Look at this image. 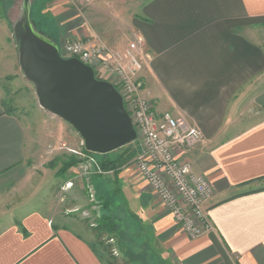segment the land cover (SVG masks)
<instances>
[{
  "label": "crops",
  "instance_id": "crops-1",
  "mask_svg": "<svg viewBox=\"0 0 264 264\" xmlns=\"http://www.w3.org/2000/svg\"><path fill=\"white\" fill-rule=\"evenodd\" d=\"M6 2L0 0V35L8 41L0 45V264H108L91 230L58 226L59 207H89L84 180L55 192L59 182L50 173L44 183L32 172L44 136L47 155L75 138L39 105L43 125L26 114L13 77L26 87L28 80L13 60L3 62L15 56ZM31 15L60 49L90 38L123 54L142 40L149 59L140 75L144 96L203 133L185 156L214 188L207 209L214 229L198 239L180 233L134 169L111 176L129 204L119 220L109 215L130 264H264V113L252 122L247 112L251 100L264 111V0H31ZM47 16L57 33L43 27Z\"/></svg>",
  "mask_w": 264,
  "mask_h": 264
},
{
  "label": "built area",
  "instance_id": "built-area-1",
  "mask_svg": "<svg viewBox=\"0 0 264 264\" xmlns=\"http://www.w3.org/2000/svg\"><path fill=\"white\" fill-rule=\"evenodd\" d=\"M108 53L104 46H90L79 40L65 41L61 48L64 58L79 59L121 94L137 131L135 143L140 147L128 167L136 170L149 185L157 201L172 215L180 233L191 240L206 235L214 229L207 210L214 198V188L209 179L195 173L191 162L185 159L188 152L202 143L203 133L182 124L170 112H159L153 100L142 94L139 75L149 61L142 40H135L123 54ZM84 152L78 154L75 175L84 180L89 200V226L93 229L102 217L103 204L92 176L106 172L93 160L94 153ZM73 186L74 182L69 181L63 191ZM106 243L113 245L115 241L111 238ZM113 255H119L116 249Z\"/></svg>",
  "mask_w": 264,
  "mask_h": 264
},
{
  "label": "water",
  "instance_id": "water-1",
  "mask_svg": "<svg viewBox=\"0 0 264 264\" xmlns=\"http://www.w3.org/2000/svg\"><path fill=\"white\" fill-rule=\"evenodd\" d=\"M14 39L25 78L34 85L44 111L70 124L91 153L105 155L137 140V131L116 87L96 77L77 58L39 33L31 19V0H23Z\"/></svg>",
  "mask_w": 264,
  "mask_h": 264
},
{
  "label": "rangeland",
  "instance_id": "rangeland-1",
  "mask_svg": "<svg viewBox=\"0 0 264 264\" xmlns=\"http://www.w3.org/2000/svg\"><path fill=\"white\" fill-rule=\"evenodd\" d=\"M22 2H23V0H7V2L5 4L7 7V11H8V13H10L11 19L13 21L12 27H11V38L9 40V43L11 45L13 55L15 53V56H14V58H10L9 61L7 59H4L5 61H3V62L8 64L10 61L13 60V64L15 65L14 67L17 69L19 74H22L23 77H25L24 73L20 67L19 52H18V49L16 47V43H15V39H14V24L20 19ZM31 18H33L32 20L34 22L37 21L35 16L31 17ZM84 19L85 18L83 17V15L80 14V19H79L80 23H83ZM43 23H44L43 27H45L46 31L48 30L50 33H54V32L57 33V24L53 23V21L51 20V17H49V16L45 17ZM0 38H1L0 45H8L7 33L6 34L2 33V35H0ZM85 40L88 44H90V46H93V45L103 46V45H99L97 42L96 43L93 42V39L86 38ZM104 47L107 48V50L110 54H118L119 53L118 51H115L114 53H112L108 47H106V46H104ZM11 67L12 66L10 65L7 68V70H10V72H13V71H11ZM142 71H141V73H142ZM141 73H140V75H141ZM99 76H100V78H102V75L99 74ZM16 79L17 78L13 77V81H14V87L13 88L20 87V89L19 88L17 89L18 90V97H20V100L23 104V107L25 108L26 114L29 115L37 123V125H40V126L43 125L45 123L44 117L40 115L41 112L37 108L39 104H38V100H37V97L35 94L34 85L27 81L28 84L26 87L23 84H20L18 81H16ZM140 80H141V78H140ZM114 83H117V80L114 81ZM143 88H144V86L142 83V90H141L142 94H143ZM254 102H255L254 100H251V102H250L251 107L249 110H247V112H249V114L251 115L252 122L254 120H256V118H258V116H256L255 118L253 117L255 114H257L258 112L264 113V111H261L259 109V107H257L254 104ZM247 112H245V113H247ZM44 115H46L47 118L53 117L48 112H46V114H44ZM262 115H263L262 117H264V114H262ZM260 116H261V114H260ZM58 121H60V123H63V125H65V127L67 129V133H72L74 135L75 140H73L72 142H69V141H67L68 139L66 137V139H64L67 142V145H66V143H64V145L66 146V149L62 150L64 152H60L59 154H56L55 152L54 153L50 152V154L47 155V154H45L44 147L47 146V144H49V140L46 141L45 136H44V139H42V141H43L42 146L40 148L41 150H39L40 153L38 154V157L40 156V154H42L43 158H40L36 161H33L31 167H32V172H34L36 177H37L36 180L43 181L44 183L48 182L50 180L49 179L50 177L46 176L47 175L46 173H50L53 177L52 179L57 180L59 182L58 184L54 185L53 190L55 189L56 190L55 192H59V190H61L63 193L64 192L63 186L66 185L67 182H69L70 180L74 179L77 176L75 175L76 166L71 167L64 174H62L63 172L59 173V171L62 169V163L65 161H68L72 157L76 158V160L79 161L80 156L78 154H81V155L85 154L84 151H86V149H85V146L82 144L83 143L82 138L76 132V130L70 124L65 122L64 120L58 119ZM50 137H52V136H50ZM135 142L133 144H131L132 145L131 147L135 151H137V153H138V152H140V149H139L140 147L138 146V143H135ZM128 146L121 148L119 150H116L114 152H111L109 154V157H114V156L119 155L124 150H126L128 148ZM37 149H39V148H37ZM75 153H77V154H75ZM92 158L99 165H100V161L103 160V156L100 154H96V153H94L92 155ZM127 169H130L128 167V163L125 164L121 168V170H119V172L105 171L106 172L105 174L95 173L92 176L94 188L97 192L98 198L100 197L99 200L102 202V204H104L103 199H106L109 202V206L106 207L107 209L105 210V213L106 214H114V216L118 220L121 218V213L126 211L129 204L126 200V197H127L125 195L126 193H122L121 190H119L118 184H115V182L112 181L111 176L112 175L118 176L121 172H123L124 170H127ZM60 185H63L61 189H60V187H61ZM101 185H102V187H101ZM104 186L107 188L105 189ZM61 196L63 197V195H61ZM101 197H102V199H101ZM208 205H207V207H208ZM72 206L73 205H69L68 207H59L58 218H59L60 222L58 223V226H62L64 223H73L76 225L86 227L87 229L90 230L91 228H90L89 224H90L91 220H88V217L90 215L89 207H83L82 208V207H72ZM86 215H88V216H86ZM107 236H108V234L105 233L103 238L100 240L96 239L95 243L98 244L100 250H102L105 253V256L107 257L108 264H130L129 260L124 256V253L119 249V246L117 244L118 241L116 238L113 237L115 243L112 245V247L107 246V244H106L107 240L111 239V237L109 238ZM114 249H116L118 251L119 255H117V256L113 255Z\"/></svg>",
  "mask_w": 264,
  "mask_h": 264
},
{
  "label": "trees",
  "instance_id": "trees-1",
  "mask_svg": "<svg viewBox=\"0 0 264 264\" xmlns=\"http://www.w3.org/2000/svg\"><path fill=\"white\" fill-rule=\"evenodd\" d=\"M98 78V76H96ZM99 79V78H98ZM133 144V143H132ZM130 144L126 150H124L122 153H120L117 156L109 157V154L102 155L103 160L100 161V165L104 171H115L119 172L121 168L129 163L137 154V151H135ZM124 148V147H123ZM78 160L76 158L72 157L68 161H65L62 163V169L59 171V173L63 172L64 174L68 169H70L73 166H77ZM107 208L103 204V210H102V217L97 222V227L91 228L90 230L93 232L95 237L97 239H102L104 234H108L107 237H111L112 239L117 238L119 236V225L118 222L109 214L105 213V210ZM114 237V238H113ZM107 244V243H106ZM119 249L122 251L123 246L120 245V242H117ZM108 247H112V245L107 244Z\"/></svg>",
  "mask_w": 264,
  "mask_h": 264
}]
</instances>
